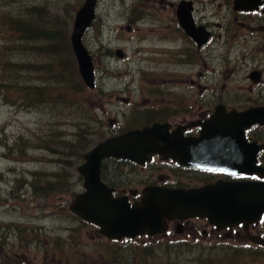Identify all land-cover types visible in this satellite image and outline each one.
<instances>
[{
    "label": "rangeland",
    "instance_id": "374dc122",
    "mask_svg": "<svg viewBox=\"0 0 264 264\" xmlns=\"http://www.w3.org/2000/svg\"><path fill=\"white\" fill-rule=\"evenodd\" d=\"M51 1L40 0L36 4L32 1L23 3L27 7L40 4L47 8L40 13V18L36 21V24L41 22L35 25L38 30L54 27L52 24L55 16L64 13L68 7L73 8L74 4L80 0L62 2L55 0L56 2L52 3ZM223 1L217 0V3L221 4ZM140 2L141 0H99L96 21L84 37V44L93 54L96 65L97 91L94 94L91 92L87 95L82 94L77 98L85 105L89 104L93 107L95 109L93 114L102 121L103 126H106L103 128L102 125H95L91 133L104 136L108 130H113L114 134L119 133L122 129L132 127L134 123L138 124V119L147 111L158 112L173 101L180 102L185 109L193 108L194 110L200 109L202 103L204 107L198 111L199 113L214 107L217 103L214 98L219 99V96L228 95V93L232 94L236 101L248 93V96L254 97L259 103H264V83L259 84L249 78L250 72L256 70V66L264 71L262 45L253 46L257 50L251 51L252 59L243 50H231L228 57L230 61L222 58L220 59L223 64L217 59L208 61L210 52L206 49L197 55L196 59H199V62L197 60L196 65L176 68L172 63L179 51L190 48L188 40L178 37L175 32L168 36H160V31L152 26L155 17L152 3L148 0L144 8V4ZM202 2L204 5L199 9H205L206 14L212 18L217 11L213 8L214 0ZM20 7L21 4H17V9ZM11 17L16 19L12 15ZM7 37L8 35L3 32V27L0 25V41H5ZM160 37H165L166 40L171 39L172 42L159 45ZM177 40L179 43H176ZM165 47L167 48L164 49ZM12 50L8 51L6 56V52H1L0 48V58L13 61V58L8 55L12 54ZM117 50L124 52L125 56L117 57ZM220 53L225 55V50H220ZM228 63L234 65H227ZM198 90L203 91L201 103L196 98V94L194 95V92ZM118 99L126 101L122 102ZM177 114L183 115L181 111ZM44 115L46 113L43 111L23 110L18 106H10L0 99V264H10L7 256L13 253H18L15 255L19 257L14 258V264H91L87 263L90 254L86 241L99 235L94 227L82 225L76 220L69 221L63 214L41 219L42 213L52 215L51 211L59 212L58 208L63 210L61 204L63 201H68L66 199L69 197L60 196L59 192L52 191L48 200L54 202L55 206L44 210V202L37 195L26 193L25 184L35 182L36 178V182L46 181L44 179L40 181V176L32 177L33 173L58 170L59 165L50 163L48 161L51 158L50 155L38 149L29 150V157L26 160L20 158L17 150L9 149L18 141V138L29 135L35 139L41 134L40 131L46 134L50 131L59 133L63 130L66 136L72 134L71 124L57 126ZM157 117L166 118L167 115L161 113ZM176 119L177 123L182 120L181 117ZM110 135L107 134V137ZM12 170H15V173ZM72 170H77V166H74ZM136 170L134 173L136 179L125 184L131 189L136 187L138 189L142 185L140 183L149 181L150 178L147 179L146 176L152 175L154 179L159 176L157 172L151 173L149 169L136 168ZM76 187L80 191L82 185L78 184ZM38 192L41 191L38 190ZM37 225L47 229L40 230L37 227L33 230L32 228H36ZM22 226H28V231ZM10 227H14L16 233L30 236L24 238L22 243L27 250L23 248L20 251L19 238L14 236ZM43 234L47 236L54 234L52 239L58 236L59 248H56L54 241L41 238ZM182 236L177 235V239L189 242L193 240L189 236H187L188 239ZM28 240L31 243L36 241L39 245L38 249H30ZM201 240L202 237L199 234L194 243L199 245ZM72 256H75L74 260H71ZM160 257H157V261L163 259L165 264H172L180 259L176 255H172L170 261ZM219 261L227 264L228 258L220 255L202 256L201 249L196 251L193 249L188 254L186 264H208ZM235 261L236 264L244 262L245 264L246 262L264 264V254L256 256L250 254L246 261L244 257L236 258Z\"/></svg>",
    "mask_w": 264,
    "mask_h": 264
},
{
    "label": "water",
    "instance_id": "95a60500",
    "mask_svg": "<svg viewBox=\"0 0 264 264\" xmlns=\"http://www.w3.org/2000/svg\"><path fill=\"white\" fill-rule=\"evenodd\" d=\"M96 4L97 0L82 4L75 14L71 35L80 75L90 89L96 86L95 66L83 37L95 18ZM179 19L199 46L207 41L197 39L196 33H207L201 28L196 32L188 17ZM200 125L198 137L186 136L182 126L172 129L168 123H154L98 143L85 153L84 162L78 167L84 191L70 210L99 226L101 234L118 240L162 234L168 222L176 220L207 219L221 228L258 222L264 213V164H257V154L264 146L257 143L247 146L245 130L264 125V106L243 112H227L221 106ZM156 155L181 166L257 175L262 180H220L197 188L148 186L142 190L140 200L131 203L128 196L115 197V190L101 178L103 162L107 159L145 165Z\"/></svg>",
    "mask_w": 264,
    "mask_h": 264
},
{
    "label": "flooded vegetation",
    "instance_id": "af4514ba",
    "mask_svg": "<svg viewBox=\"0 0 264 264\" xmlns=\"http://www.w3.org/2000/svg\"><path fill=\"white\" fill-rule=\"evenodd\" d=\"M149 1L152 3V11L155 14L152 26L154 29L160 31V36H168L175 32L178 37H183L188 40L190 48L179 51L176 55L177 57H175V61L172 63L176 68L196 65L197 60L199 62V59H196L197 55L199 53L201 54V52L206 49L210 52L208 61L217 59L221 63L222 61L220 58L230 61L228 57L231 50H243L250 55V59L253 57L251 51L254 47L262 45L264 51V6L261 3H258L254 9H248L250 7L248 5V0H240L238 5L236 4V0H224V4H218L217 0H214L213 8L217 9V11L211 18V16L206 14L205 9H199L200 6L204 5L202 2L203 0ZM147 2L148 0H141L140 3H143L145 8ZM163 13L166 15H163ZM180 16L188 17L189 23L196 32L201 28L207 33L205 34L203 32V35L196 33L197 39L207 40L202 46H199L194 37L189 35L182 27L179 19ZM171 42V39L166 40L165 37H160L158 40L159 45H167ZM176 43H179L178 40ZM166 48L167 47L164 49ZM220 50H225V55L224 53H220ZM116 56L122 58L125 56V53L121 50H117ZM245 57L246 56H244V58ZM201 59L204 60L205 58ZM227 65L234 64L228 63ZM250 73L251 75L249 78L256 81V83H264L263 70H260L256 66V70ZM250 92H252V88H250ZM195 94L196 98L201 103L200 99L203 97V91H195L194 95ZM214 99L217 101L214 107L202 113L198 112L204 107L202 103L200 109L194 110L193 108L185 109L183 104L173 101L166 104L163 110L158 112L147 111L145 114L156 112V115H160L161 113H165L167 115L166 118L155 117L150 121H153L152 123L166 122L172 126V129L182 126L185 128V135L198 137L201 133V122L210 118L218 107L224 106L227 112L232 110L243 112L248 111V109L252 107L264 106V103H259L254 97L248 96V93L245 94V97L237 101L233 99L232 94L229 93L228 95L219 96V99ZM121 101L125 102L126 100ZM179 111H181L183 115L177 114ZM177 117L182 118L178 123ZM245 141L247 146L248 143H257L260 146H264V125H254L250 129L247 128L245 130ZM116 162L119 161L115 159H108L105 161L102 170V180L115 190V196L119 197L126 195L131 203L140 200L142 190L148 186L197 188L220 180H260L257 176H250L248 174L233 175L225 171L183 167L175 161L163 160L158 156H154L151 163L141 168L149 169L151 173L154 171L157 172L159 175L158 178L154 179L151 177L152 175L146 176L147 179L150 178L149 181L140 183L142 185H140L138 189L137 187L131 189L129 188L130 186L127 187L125 184L136 179V174H134L137 171L136 166H134L133 168L135 169L132 170L130 166H133V163L125 161L127 164L126 169L123 168L119 170ZM257 163L260 165L264 164V148L257 154ZM137 167L139 168V166ZM133 192H135V194H132ZM91 226L94 227L99 234L89 241H86L88 253L90 254L87 263L91 264H165L163 259L158 262L157 257L161 256L160 258H167L168 261H170L172 255H176V257L180 258L176 262H172V264H186L188 254L193 249H195V251L201 249L202 256H226L228 258L227 264H236L235 259L239 257H244L246 261L250 254L253 256L264 254V215L259 222L250 225L239 224L226 228L210 224L207 219L201 218H192L183 221L176 220L168 222L167 230L162 234L153 236L143 235L135 238L124 237L119 240L104 236L100 234L97 227ZM179 234L183 235L182 237L185 239H188L187 236H189V238L191 237L193 240L189 242L187 240L177 239V235ZM199 234H201L202 237V240L199 242L200 246L194 243L198 239ZM14 236L19 238V240L18 238L16 239L20 243V251H22L23 248L27 250V247H24L22 243L24 238L30 236L15 233ZM40 237L54 241V245L57 247L55 241L56 239L59 240L58 236L52 239L54 234L50 236L43 234ZM28 247L30 249H38L39 245L36 244V241L31 243L28 240ZM15 254L18 253L7 256L10 264H14V258H19ZM74 257L75 256L70 257L71 260H74ZM208 264H225V262L219 261L217 263L212 262ZM242 264H245V262ZM246 264H248V262H246Z\"/></svg>",
    "mask_w": 264,
    "mask_h": 264
},
{
    "label": "trees",
    "instance_id": "16d2710c",
    "mask_svg": "<svg viewBox=\"0 0 264 264\" xmlns=\"http://www.w3.org/2000/svg\"><path fill=\"white\" fill-rule=\"evenodd\" d=\"M0 1V25L3 32L8 35L5 41H0L1 52H6L7 56V52L13 49L12 54H8L13 61L0 58V99L10 106H18L23 110L43 111L46 113L44 115L46 119L54 125H72V134L69 136H66L63 130L59 133L50 131L46 134L40 131L41 134L35 139L29 135L18 138L9 149L17 150L20 158L25 160L29 157L31 149L47 152L51 157L48 161L59 165L58 170L33 173L32 177L40 176V181L43 179L46 181L36 182V178L35 182L25 184L26 193L37 195L44 202L43 209L55 206L54 202L48 200L52 191L59 192L60 196L69 197L66 199L69 205L78 194L76 186L82 183L77 170L72 168L77 166L78 169L84 161L85 153L104 140L107 134L114 132L108 130L105 136L91 133L95 125H102V121L93 114L95 112L93 107L85 105L77 98L82 94L87 95L89 92L94 94L97 91L86 87L81 79L71 43L74 12L82 4V0L75 3L73 8L66 7L64 13L55 16L52 24L54 27L46 30H38L35 25L41 23L36 24V21L39 20L40 13L47 8L40 4L33 7L23 4L28 1L36 4L40 0ZM53 1L55 0L51 3ZM17 4H21L20 9H17ZM156 114L153 112L145 114L138 119V124L134 123L132 127L126 129L149 125L153 122L150 120L158 116ZM116 163L119 170L127 167L126 162ZM12 172L15 173V170ZM22 227L26 229L25 226ZM10 228L15 234H22L16 233L14 227ZM55 243L56 248H59L60 240L56 239Z\"/></svg>",
    "mask_w": 264,
    "mask_h": 264
}]
</instances>
